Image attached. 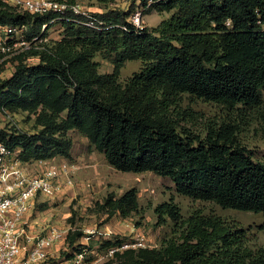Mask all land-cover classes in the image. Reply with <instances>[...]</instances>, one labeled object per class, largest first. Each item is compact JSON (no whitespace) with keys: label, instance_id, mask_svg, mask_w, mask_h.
Here are the masks:
<instances>
[{"label":"trees","instance_id":"obj_1","mask_svg":"<svg viewBox=\"0 0 264 264\" xmlns=\"http://www.w3.org/2000/svg\"><path fill=\"white\" fill-rule=\"evenodd\" d=\"M114 1L100 0L104 7L91 13L103 26L92 29L72 10L37 15L0 0V25L24 26L28 41L37 38L11 59L10 76H0V115H33L34 131L0 128V143L27 164L70 159L68 132L77 131L117 171L152 172L182 196L264 219V161L241 146L236 126L221 121L194 133L177 111L182 95L226 110L262 104L264 0H138L142 15L169 14L140 28L128 21L132 8ZM53 24L60 39L37 44L43 25ZM97 55L110 60L111 72H99ZM29 57L38 61L28 64ZM129 61L140 68L121 82ZM99 207L108 218L131 217L138 191L109 192ZM154 212L158 224L175 225V235L155 248L116 251L106 264H264V247L251 246L237 222L199 212L183 219L172 202Z\"/></svg>","mask_w":264,"mask_h":264},{"label":"rangeland","instance_id":"obj_2","mask_svg":"<svg viewBox=\"0 0 264 264\" xmlns=\"http://www.w3.org/2000/svg\"><path fill=\"white\" fill-rule=\"evenodd\" d=\"M78 5L89 12L99 13L103 4L100 0H76ZM118 8H132V13L140 9L138 0H115L110 5ZM168 13L151 12L143 15L146 26L157 25ZM130 18V16H129ZM128 18V21H129ZM46 27V26H45ZM43 27L42 38L37 42H51L60 39V26L53 24L47 29ZM37 57H29L26 62L35 64ZM95 61L99 72H111L110 60L97 55ZM12 62H5L0 70V76L6 78L13 71ZM140 62L129 61L120 69L119 81H125L132 73L138 71ZM179 123L194 133L202 134L205 128L221 121L233 123L237 128V139L241 146L248 150L254 160L264 161V90L262 104L252 109L226 110L224 107L205 102L188 95H182L177 105ZM34 116L16 112L0 115V128L23 132L34 131ZM72 140L71 158L61 157L49 160L53 164L61 162L79 167L82 172L78 178L72 176V185L65 186L62 192L53 198L38 197L31 211V218L37 221L36 227L41 229L47 225L56 226L62 230L70 228L64 243H57L51 250L48 264H66L74 254L86 250L85 259L100 258L101 264L110 259L107 249L101 247L105 240L118 239L119 242H134L141 239L142 243L155 248L174 236L175 225L167 219L158 224L154 208L165 202H172L178 207L183 219L193 213L219 216L227 221L237 222L247 229L249 244L253 247H264V219L259 213L242 212L224 209L210 201L194 200L182 196L175 190L173 182L152 172L132 173L117 171L108 165L104 155L94 149L87 138L77 131H69ZM78 170V169H77ZM135 187L138 191L139 210L128 218L120 216L107 217L100 210L103 198L112 192L116 196L127 189ZM72 188V189H70ZM109 231V235H104ZM80 232V236L76 233ZM69 236L71 238H69ZM71 239L72 242H71Z\"/></svg>","mask_w":264,"mask_h":264},{"label":"built area","instance_id":"obj_3","mask_svg":"<svg viewBox=\"0 0 264 264\" xmlns=\"http://www.w3.org/2000/svg\"><path fill=\"white\" fill-rule=\"evenodd\" d=\"M20 10L31 14L45 15L72 10L84 18V25L98 29L103 22L93 13L83 10L78 4L71 5L59 0H2ZM151 3V0H148ZM142 10L136 9L130 15L129 22L140 28L143 26ZM45 27V25H43ZM24 26L0 25V67L20 53L27 51L31 43L25 37ZM13 64V62H12ZM39 171L29 174L23 168V162L17 152L9 150L0 143V264H48L53 257L51 250L57 243H63L70 228L62 230L53 225L41 229L37 221L31 218V211L38 197L58 196L65 186L72 185L74 167L61 162H36ZM107 231L104 235H109ZM148 247L141 239L134 242H120L107 248V256L127 249ZM86 250L75 254L66 264H101L100 258L85 259Z\"/></svg>","mask_w":264,"mask_h":264},{"label":"crops","instance_id":"obj_4","mask_svg":"<svg viewBox=\"0 0 264 264\" xmlns=\"http://www.w3.org/2000/svg\"><path fill=\"white\" fill-rule=\"evenodd\" d=\"M23 168L25 169L26 172H28L29 174H35L39 171V168H38V165L37 163H23ZM78 169V170H77ZM75 174L74 176L78 178V176L81 174V173H86V172H82L79 167H76V170H75ZM72 189V188H70Z\"/></svg>","mask_w":264,"mask_h":264}]
</instances>
